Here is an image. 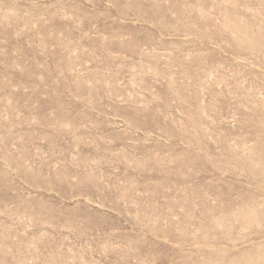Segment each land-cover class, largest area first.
<instances>
[{"label": "rangeland", "instance_id": "374dc122", "mask_svg": "<svg viewBox=\"0 0 264 264\" xmlns=\"http://www.w3.org/2000/svg\"><path fill=\"white\" fill-rule=\"evenodd\" d=\"M0 264H264V0H0Z\"/></svg>", "mask_w": 264, "mask_h": 264}]
</instances>
